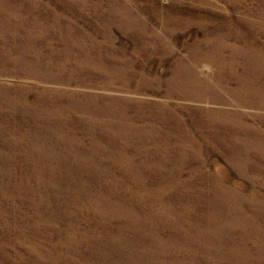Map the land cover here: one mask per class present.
Wrapping results in <instances>:
<instances>
[{
    "label": "rangeland",
    "instance_id": "1",
    "mask_svg": "<svg viewBox=\"0 0 264 264\" xmlns=\"http://www.w3.org/2000/svg\"><path fill=\"white\" fill-rule=\"evenodd\" d=\"M0 264H264V0H0Z\"/></svg>",
    "mask_w": 264,
    "mask_h": 264
}]
</instances>
